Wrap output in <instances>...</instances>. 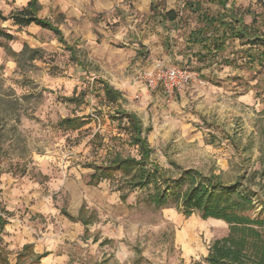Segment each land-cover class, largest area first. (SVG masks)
Returning a JSON list of instances; mask_svg holds the SVG:
<instances>
[{"label": "rangeland", "instance_id": "rangeland-1", "mask_svg": "<svg viewBox=\"0 0 264 264\" xmlns=\"http://www.w3.org/2000/svg\"><path fill=\"white\" fill-rule=\"evenodd\" d=\"M133 1H124L129 11L121 9L125 13L122 21L139 17ZM179 1L184 16L189 13L185 9L191 12L197 3L208 13L220 10L217 0ZM164 4V0H154V8ZM235 4L245 22L252 25L251 38L258 35L261 40L253 47L254 58L245 52L249 45L243 47L233 40L206 71L182 64L181 68L192 72V79L174 96L160 86H148L143 74L157 64L177 66V61H147L137 86L122 91L128 96L123 95V105L144 123L151 162L166 171V178L173 182L186 170H198L214 174L226 184L241 181L256 191V208L250 214L264 218V58H260L264 0H235ZM57 10L52 14L54 23L60 20ZM12 12L4 10L6 16ZM111 26L114 30L117 25ZM0 27L14 34L15 40L8 42L14 51L21 52L25 44L40 50L34 60L27 52L16 61L0 45V198L10 211L6 214L10 231L3 244L11 248V263L44 264L32 256L18 260L21 245L33 236L56 246L54 253L65 255L47 264H208L205 257L211 243L228 234V225L204 220L198 214L186 217L175 207H156L147 200L153 185L134 187L131 177L104 169L105 158L140 156L131 121L120 119L116 105L106 103L97 86L88 84L91 75L82 74L54 32L17 29L13 20L0 19ZM147 30L153 34L157 28ZM172 40L168 43L171 54L176 46L175 37ZM0 42L7 41L0 38ZM142 54L147 60L150 51L143 49ZM85 66L93 70L96 64L85 60ZM72 97L74 101L67 99ZM77 116L90 118L88 124L75 130L63 123ZM75 163L80 165L84 182H90L94 170L103 179L93 194L96 205L90 208L100 218L92 225L94 231L85 234L104 242L99 246L92 247L83 230L78 233V225L63 217L69 196L51 181ZM146 168L152 170L153 166L147 164ZM67 232L70 239L63 236Z\"/></svg>", "mask_w": 264, "mask_h": 264}, {"label": "crops", "instance_id": "crops-1", "mask_svg": "<svg viewBox=\"0 0 264 264\" xmlns=\"http://www.w3.org/2000/svg\"><path fill=\"white\" fill-rule=\"evenodd\" d=\"M124 1L125 0H38L40 4L38 15L41 18L51 20L53 11L58 9L57 14L60 18L59 22L54 23L52 20L51 21L60 29L61 37L54 31L42 28L35 23L21 28L18 25H15L17 29L21 30L36 27L54 32L62 47H65L70 53L71 60H73L76 65L80 67L82 74L91 75L90 77H87L89 85L91 83L92 85L97 86L103 97L104 92L102 88L104 83H108L114 87V89L121 92L122 100L118 103L107 102L105 97L104 100L106 103L116 105L118 111L117 114H121L120 119L122 120L127 118L123 117V112L133 113L138 117L135 112H131L124 108L123 97L128 96L123 94L122 91H131L132 88L137 86V80L140 79L138 75L142 72V68L147 61H177L176 65L178 67L183 66L182 64L188 63L196 65L200 68L203 67L201 70V72H203L211 68V60L217 58L219 54L225 52L231 41L238 40L241 42L243 47L247 46L240 39L230 38L227 39L225 50L218 51L216 49L214 44L215 39L222 38L226 33V30L224 28H220L218 31H214L209 28L207 29L205 21H202L199 18V15L200 13H207L209 15L224 13L225 10L219 4V0L216 2L217 5H219L220 10L215 14L208 13L206 10L204 11L202 4L197 3L194 6L192 5L193 10H191V12L188 8L185 9L186 12L189 11V13L185 16L182 11V7L184 5L181 4L179 0H164L165 4L162 8L159 6L154 8V0H134L132 4L135 6L137 14H140L138 17L139 19L136 18L134 20L131 16L128 18L129 20L132 19V21H134V25L132 24V21L126 20L127 18H125L124 21L121 20V16L125 14L121 9H124L126 12L129 11ZM29 2L30 0H0V8L3 12L8 9L9 12H12L13 10L27 7ZM229 2H231V4L228 7ZM198 4L201 7L200 12L195 11ZM232 4L235 6L236 11L239 12L236 7L235 0L227 1V9H229ZM170 10H174L177 13V18L175 20L168 19L164 16L165 13ZM50 11H52L51 14H49ZM120 12L122 13L121 15L116 14ZM239 14H242L244 17L243 13L239 12ZM105 19H107L111 25H117L114 27V30L111 25L106 23ZM139 21L141 24H139L138 30L135 29L134 31L133 27L136 26ZM244 23L247 26L252 27V25H248L245 20ZM252 23H254V21ZM152 26L157 28L156 32H153V34L149 33V30H147V28L152 29ZM204 27L206 31L202 33V29H204ZM5 31L10 33L8 30ZM159 31L163 35H157L160 34ZM20 32L21 31H19L18 34H20ZM172 37H175L176 40V46L172 48L173 54L169 53L168 50V43L173 41ZM116 41H121L122 44L118 46L119 44ZM250 46L251 45H249V47ZM252 47H254V45ZM143 49L150 51V55L147 60H145L146 56H142ZM0 60H3L1 52ZM85 60H91L93 64H96V67L93 70H88V67L85 66ZM91 79L93 82H90ZM76 97L78 98L80 95ZM135 97L139 96L136 94ZM182 97L183 95L180 96V98ZM183 105V102L179 103L180 107ZM181 111L182 110L180 108V112ZM73 118H81L86 121L84 125L75 130H79L87 125V121L90 119L78 116ZM140 121L142 122L141 119ZM142 125L143 130L145 131L143 122ZM109 158H105L104 167L108 166L110 161L113 159L109 160ZM136 158L140 159V156ZM78 168H80V165L75 163L73 166H70V168L67 167L64 174L62 173L57 177L52 178L51 181L54 182L55 187L58 189L63 187L66 193H68L69 206L67 210H62L63 217L67 221L78 225V233L79 230L82 229L84 235H87L94 231L92 229V225L95 226L100 218V215H98L96 210L90 208L92 207L91 205H96L92 201L94 200L93 194L95 190L103 185V179L100 176L98 177L96 170H94V172L90 174V182H84L82 175L83 172L79 171ZM95 173L97 175L93 178L92 176ZM3 208L4 211H2V215L6 220V225L0 233L2 239L1 243L7 252L10 264H12L9 257V250L11 248L6 247L5 244H3V238L7 236L10 231L9 226H11V224L6 217V214L9 215L10 211L5 206H3ZM82 208H84L83 217L91 220L88 224H84L80 219H78ZM66 213L73 218H70L66 215ZM86 235L84 236L85 241L90 242L92 247L93 245L99 246V244L104 243L99 240L96 235L90 234L89 238H86ZM63 236L69 239L71 238L70 232L64 233ZM107 237L108 239H111L109 235ZM27 245L31 246L29 250L25 249V246ZM30 250L33 253H30ZM55 250L56 246L53 244H44L43 242L37 241V239L32 236L28 240H25V242L21 245V249L17 253V257L18 260H21L23 257L32 256L36 258L38 263L42 260L44 264H47L50 259L62 258L65 256L64 254L54 253L53 251ZM37 256H41V258L37 259ZM0 264L2 263L0 262ZM78 264L87 263L81 262Z\"/></svg>", "mask_w": 264, "mask_h": 264}, {"label": "trees", "instance_id": "trees-1", "mask_svg": "<svg viewBox=\"0 0 264 264\" xmlns=\"http://www.w3.org/2000/svg\"><path fill=\"white\" fill-rule=\"evenodd\" d=\"M228 0H219V4L225 10L222 14L209 15L200 13L199 18L205 21L207 29L218 31L224 28L226 33L222 38L215 39L214 44L218 51H223L227 45V39H240L245 45H251L246 54L254 57L253 45L261 41L258 36L251 38V26L244 23L243 15L236 11L233 4L227 9ZM40 4L38 0H30L27 7L13 11L6 16L0 8V19L3 21L13 20L14 25L21 27L29 26L33 23L45 29L54 31L61 37V31L51 20L39 17ZM196 12L201 11L198 4ZM166 18L175 20L177 13L170 10L164 15ZM202 29V33H204ZM0 38L7 42H0L5 50L10 52L17 61L19 56L30 52V59L34 60L40 50L31 48L28 44L24 45L21 52L14 51L9 45V41L15 40V36L6 32L0 27ZM263 44H264V40ZM264 58V50L260 56ZM107 102L118 103L122 100L121 92L114 89L108 83L103 84L102 88ZM74 101V97L67 98ZM123 117H127L132 124L134 143L140 148V159L136 157L115 156L110 164L104 169L109 171H119L122 175L131 177L134 181L132 186L147 188L153 185L154 192L148 195V202L156 207H175L186 217L198 214L202 219H216L224 221L229 228L228 234L215 239L210 247L205 261L208 264H264V218L251 215V211L256 208V191L251 186H246L241 181L231 184L224 183L214 174L206 175L198 170H186L177 180L166 178V171L154 162H151L152 149L148 139L143 136V125L140 119L133 113L123 112ZM63 123L77 129L86 123L81 118H66ZM151 164L152 170L147 169L146 165ZM97 173V172H96ZM92 177L95 178L97 174ZM1 177V172H0ZM147 177V181L142 179ZM171 182L175 186L171 185ZM175 187V188H174ZM1 193V188H0ZM123 198V197H122ZM4 208L0 200V233L3 231L6 220L2 215ZM84 208L81 210L80 219L84 224L91 220L83 217ZM70 218H73L66 213ZM0 236V262L10 264L7 252L2 246ZM31 246H25L29 250ZM30 253H33L30 250ZM41 256H37L40 259Z\"/></svg>", "mask_w": 264, "mask_h": 264}, {"label": "built area", "instance_id": "built-area-1", "mask_svg": "<svg viewBox=\"0 0 264 264\" xmlns=\"http://www.w3.org/2000/svg\"><path fill=\"white\" fill-rule=\"evenodd\" d=\"M143 77L148 86H160L167 95L174 96L190 83L192 72L178 66L157 64L152 70L144 72Z\"/></svg>", "mask_w": 264, "mask_h": 264}, {"label": "bare ground", "instance_id": "bare-ground-1", "mask_svg": "<svg viewBox=\"0 0 264 264\" xmlns=\"http://www.w3.org/2000/svg\"><path fill=\"white\" fill-rule=\"evenodd\" d=\"M189 250V249H188Z\"/></svg>", "mask_w": 264, "mask_h": 264}]
</instances>
